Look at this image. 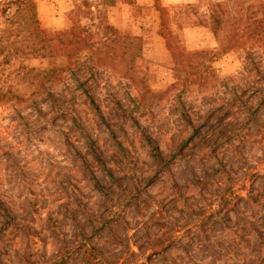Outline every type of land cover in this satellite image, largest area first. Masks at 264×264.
<instances>
[{"label":"rangeland","instance_id":"1","mask_svg":"<svg viewBox=\"0 0 264 264\" xmlns=\"http://www.w3.org/2000/svg\"><path fill=\"white\" fill-rule=\"evenodd\" d=\"M0 200V264H264V0H0Z\"/></svg>","mask_w":264,"mask_h":264},{"label":"trees","instance_id":"2","mask_svg":"<svg viewBox=\"0 0 264 264\" xmlns=\"http://www.w3.org/2000/svg\"><path fill=\"white\" fill-rule=\"evenodd\" d=\"M146 138H147V140L149 141V143H150V145H151L153 155L155 156V158H156L157 160H160V159H161V153H160V149H159V147H158V146L153 142V140H152L150 137H148L147 135H146ZM0 204H2L1 200H0Z\"/></svg>","mask_w":264,"mask_h":264}]
</instances>
